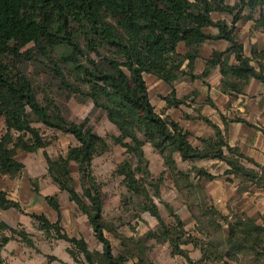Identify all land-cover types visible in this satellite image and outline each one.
Listing matches in <instances>:
<instances>
[{"label": "trees", "instance_id": "obj_1", "mask_svg": "<svg viewBox=\"0 0 264 264\" xmlns=\"http://www.w3.org/2000/svg\"><path fill=\"white\" fill-rule=\"evenodd\" d=\"M213 13L223 15V18L214 20ZM247 21L264 31V0H234L233 4L225 0H0V116L5 124V133L0 137V177H14L21 172L24 165L17 159L18 150L34 151L50 143L43 140L34 123L72 134L77 144L68 148L65 155L56 158L45 155L46 170L50 179L86 215L96 240L101 243V251H90L83 238L69 236L63 231L55 195L47 196L45 200L57 213L56 221H49L44 214H32L31 218L38 221L46 233L53 231L57 238L74 246L86 264H126L128 261L130 264H148L142 249L134 253L133 249L126 248L114 255L103 234L106 228L102 222L103 201L91 173V161L106 149L105 140L87 126L86 120L78 124L68 121L53 102L39 101L33 83L22 67L25 61L49 67L61 89L88 97L96 108L105 112L106 118L120 133V137L112 136V139L122 143L137 162L134 169L129 161L119 165L127 190L146 195L144 175L147 170L142 168L146 160L141 149L145 141L168 149L170 153H178L181 160L203 159L207 157L208 147L215 152L214 158L226 160L222 155L223 148L231 149L218 134L217 141L211 143L209 139L202 149L193 146L189 131L168 115L155 111L144 75H154L170 84V93L163 98L167 108H178L184 103L183 98L174 96L171 85L183 74L190 80L204 79L218 66L222 87L233 92L242 91L249 78L264 82L262 72L256 71L250 64L251 59L243 56L242 43L237 36L238 24ZM210 27L217 32H208ZM207 40H224L228 46L223 51H213L206 59L202 73L195 75L194 61L199 47ZM179 43L187 48L183 54L177 51ZM229 53L234 54L236 64L228 63ZM261 53L260 56H264ZM185 60L186 72L182 69ZM65 73L75 80L70 81ZM72 163L79 174L83 201L71 183ZM227 163L256 176L243 170L236 161L228 160ZM137 172L141 175L138 178ZM197 172L205 179L212 178L203 169ZM227 173L236 174L232 168ZM180 178L182 183L193 185L185 174ZM8 208L22 211L19 203L7 198L6 191L0 189V209ZM145 208L150 209L160 224L161 233L166 236L156 207L147 204ZM207 209L206 212L201 209L200 215L206 218L210 215L208 224L218 230L223 229L220 220L227 225L226 232L221 231L226 233L221 236L225 250L234 251L237 257L243 256L242 264H264L263 225L255 218L224 215L216 208ZM3 231H10L29 242L24 231L0 221V250L10 238ZM183 235L181 228L176 234L177 240L171 236L162 239L168 241L173 253L184 255L187 264H192L180 244L197 238L187 236L186 240H178ZM210 237L211 234L207 245L202 247L203 252L220 258L221 250L213 245Z\"/></svg>", "mask_w": 264, "mask_h": 264}, {"label": "rangeland", "instance_id": "obj_2", "mask_svg": "<svg viewBox=\"0 0 264 264\" xmlns=\"http://www.w3.org/2000/svg\"><path fill=\"white\" fill-rule=\"evenodd\" d=\"M225 2L233 4L234 0H225ZM237 33H241L240 30ZM214 45L213 42H206L199 49L209 51V48ZM184 66L185 64L182 65V69L186 72V66ZM22 67L32 81L39 101L42 103L45 100L53 102L60 108L62 115L68 121L78 124L86 120L87 126L91 127L92 131L106 142V149L95 155L91 161V173L99 186L103 201L102 222L106 226L103 234L109 240L114 255L126 251V248L133 249L134 253H138L142 249L148 264H187V258L184 255L173 253L168 241L162 239L171 236L177 240L176 234L182 228L184 235L178 240H186L187 236L197 238L195 241L190 239L185 244H180V248L192 260V264H242L240 260L243 256L237 257L234 251L225 250L221 236L226 234L222 233L226 232V223L220 220L223 229L218 230L208 224L210 215L208 214L207 218L201 216L200 210L206 212L207 208L220 206L221 201L219 200L221 197L227 196L225 193L228 194L230 188H233L234 194L227 200L228 202L222 201V206L226 207L228 213L233 216L235 214L245 215L242 208L244 192H249L264 202V174L245 155L239 151L234 152L231 148V151L223 148L222 152L225 158L236 161L243 170L256 174L255 177H252V173L241 172L233 165H229L227 159L214 158L215 152L211 147L207 148V157L203 159L181 160L178 158V153H170L168 149L158 148L151 141H145L141 149L146 160V163H142V168L145 167L147 170L144 175L146 182L144 188L147 196L142 193L133 194L127 190L124 177L119 173L118 168L124 161H129L134 169L137 166L136 159L122 143L112 139V136L120 137V133L115 125L106 118L105 112L96 108L88 97L78 93H68L61 89L56 78L48 69L49 67L31 61H25ZM68 79L75 80L70 74ZM144 80L150 103L156 112L163 113L165 116L164 112L169 109L175 117L186 115L185 119L190 120L192 126H197L200 129L202 124L195 121L194 118L201 110L209 112V101L215 96V91H212V94L209 93L208 82L202 84L200 79L194 81L185 74L180 75L171 85L175 91L174 96L183 98L184 103L178 108H167L163 98L170 93V84L150 74H145ZM208 81H212L211 77H208ZM80 86L83 88L82 85ZM204 87L207 88L206 93ZM33 126L38 127L43 140L50 141V143L46 147L34 151L18 150L17 159L25 167L22 175L24 178H29L31 186L37 192L38 187L42 188L46 185V178L49 177L44 156L56 158L58 155H65L68 148L75 146L77 141L70 133L53 131L40 123H34ZM3 133H5V124L0 116V137ZM139 136L143 139L141 135ZM205 136L202 138L192 135L190 142L193 146L202 149L209 139H211V143L217 141V135ZM231 168L236 174H231L232 179L228 180V184L225 183L227 179H224L225 181L221 184H214L213 181L211 183L207 178L202 179V176H205L197 172L198 169H203L208 174V171L229 174L227 171ZM70 170L71 183L81 197L79 174L74 163L71 164ZM181 174L188 176L193 185H189L190 182L182 183ZM135 175L136 178L141 176L138 172ZM210 190H217L216 193L219 196L211 197ZM81 200L84 199L81 197ZM57 201L61 210L59 225L63 231L69 236L74 233L76 238H83L90 251H101V243L96 240L86 215L80 211L76 203H71L62 197L60 200L57 198ZM147 204L156 207L159 218L167 231L166 236L163 235V232L161 233L160 224L150 209L145 208ZM262 205L264 206V204ZM256 212L258 216L254 218H261L264 223V209L259 208ZM197 216L203 217L202 220ZM12 228L24 231L29 242L7 231L5 236L10 237L9 241L12 240V245L7 251L9 253L7 263H13L19 258L22 264H65L53 254L59 256L67 253L70 257V264H86L82 254L74 246L64 239L57 238L53 231L46 233L41 228V224L34 219L31 223L25 222L23 225L18 224ZM149 233L152 235L148 236ZM210 234L213 245L221 250L220 258H214L207 252H203L202 247L207 245ZM69 250H72L73 254ZM43 252H46L47 255L45 256ZM51 253L53 254L51 255ZM130 263L131 261H128L126 264Z\"/></svg>", "mask_w": 264, "mask_h": 264}, {"label": "crops", "instance_id": "obj_3", "mask_svg": "<svg viewBox=\"0 0 264 264\" xmlns=\"http://www.w3.org/2000/svg\"><path fill=\"white\" fill-rule=\"evenodd\" d=\"M212 18L217 20L223 18V15L213 13ZM207 30L212 34L217 32V30L212 27ZM238 30L241 32L239 34L237 33V36L242 43L243 56L250 58V64L254 66L256 71H261L264 76V56H260L262 54L261 52L264 53V31L255 28L252 21L239 23L237 31ZM206 42H213L215 45L209 48V51L199 49L198 57L194 61L193 73L195 75L202 73L206 59L211 56L213 51H223L228 46V43L224 40H207L201 45H205ZM180 47H182V50H180ZM186 50L187 48L184 44L179 43L177 51L183 54ZM186 63L187 60L184 61L183 65L185 64L186 66ZM228 63L231 65L237 63L233 53L228 54ZM208 77H211V82L208 81ZM199 79L202 84L205 82L209 83L210 94H212V91H215L214 98L209 101V112L206 113L205 110H201L198 116L194 118L195 121H199L202 124L200 129L197 126H192L190 120L188 121L185 119L186 115L175 117L169 109L164 112V115H168L193 136L205 138V135L213 137L218 134L225 142L227 148L239 151L245 155L252 164L264 172V82L255 78H249L247 84L240 92H233L228 88L224 89L221 84V74L218 66L213 68L204 79L196 78L194 81ZM206 89L207 88L204 87L205 93ZM186 114L188 113L186 112ZM178 158L180 159L179 156ZM24 168L25 167H23V169ZM23 169L14 177H8L6 175L0 177V189L6 191L7 198L18 202L22 209L21 212L15 208L0 209V221L11 227H15L18 224L23 225L25 222L31 223L32 218L30 215L32 214H44L49 221H56L58 215L49 207L45 197L55 195L59 200L60 197H62L70 201L68 194L60 190L58 185L53 183L49 177L46 178L47 182H45L46 185L44 187H38L37 192L34 191L35 188L31 186L29 178H24L22 175ZM208 172L213 176L208 181L211 183L213 181L214 184H221L226 179L225 183L228 184V180L232 179L231 174ZM202 179H204V177H202ZM232 190L233 188H230L228 192L229 195L225 193L227 196L221 197L219 200L221 201V205L216 208L224 215L228 213V209L222 206V201L228 202L227 200L234 194ZM216 191L210 190V196L217 198L219 195ZM244 194L242 208L245 211V215L243 216L251 218L258 216L256 210L259 208L264 209L262 205L264 202L255 198V196L249 192H244ZM70 202L72 203V201ZM256 221L258 224L264 226L261 218L256 219ZM6 232L7 231H3L4 234ZM71 236L76 237L74 233H72ZM11 243L12 240L8 241L0 250L2 264H22L19 258L13 263H7L9 258V253L7 251H9V247L12 245ZM43 254L45 256L47 255L46 252H43ZM52 254L53 253H51V255ZM53 255L65 264H70V257L67 253L59 256L56 254Z\"/></svg>", "mask_w": 264, "mask_h": 264}]
</instances>
